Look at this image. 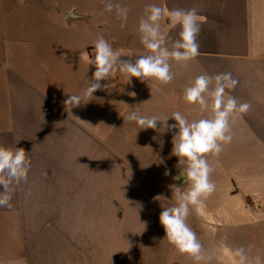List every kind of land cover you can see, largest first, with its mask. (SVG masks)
<instances>
[{
	"label": "crops",
	"instance_id": "crops-1",
	"mask_svg": "<svg viewBox=\"0 0 264 264\" xmlns=\"http://www.w3.org/2000/svg\"><path fill=\"white\" fill-rule=\"evenodd\" d=\"M112 2L129 9L124 28L115 9L105 11L107 0H0V146L24 148L31 162L12 207H0V264H235L227 238L222 253L196 262L153 235L161 198L174 206L172 186L188 185L174 179L177 166L166 176L150 156L172 147L175 130L139 129L127 116L180 111L198 119V107L182 99L184 88L200 74L231 73L238 84L226 91L251 107L233 124L221 178L230 184L231 208L264 220V0ZM152 4L198 10L200 55L187 68L173 63L166 86L135 77L127 83L117 71L101 82L108 90L69 114L65 89L82 95L89 86L100 36L126 55L121 59L145 52L137 29ZM168 23L167 35L178 38L179 28Z\"/></svg>",
	"mask_w": 264,
	"mask_h": 264
},
{
	"label": "clouds",
	"instance_id": "clouds-1",
	"mask_svg": "<svg viewBox=\"0 0 264 264\" xmlns=\"http://www.w3.org/2000/svg\"><path fill=\"white\" fill-rule=\"evenodd\" d=\"M114 9L122 21L120 27L124 28L129 9L107 0L105 11L111 12ZM202 20L203 17L196 8L165 9L155 4L148 5L137 29L145 52L138 57L127 55L129 59H121L126 55L118 49L114 50L112 44L100 36L95 41V51L88 62V65L95 67L92 80L82 95L69 93L65 89L66 99L62 101L65 110L71 114V109L79 106L85 98L93 97L98 90H108L110 85L101 82L110 80L117 71L127 78V83H131V79L135 77L142 83L154 81L161 86L170 84L175 78L173 63L187 68L200 55L197 38ZM165 21L169 22L170 29L179 28L178 38L173 39L167 35L163 28ZM237 84L238 81L232 78L231 73H219L215 76L204 73L195 76L184 88L182 99L188 105L198 107L201 113L198 119L190 120L180 111L171 115L152 116H143L133 111L127 116V120L135 122L139 129L158 132L161 129L162 132L175 130L171 141V155L178 158L179 174L174 179L183 178L188 187L181 191L179 187L172 186V200L175 204L163 208L159 222L165 237L175 250L196 262L210 260L215 255V250L206 252L202 241L188 223L192 210L202 207L216 191V184L211 179L215 169L209 157L218 158L232 142L235 120L251 107L249 103H240L226 91L235 89ZM131 95L135 96V93ZM170 118L175 123L168 124ZM159 163L163 164L164 160L161 159ZM30 169L31 162L24 148L0 146V207H12L15 189L22 182H27ZM169 174V170L164 173L166 176ZM231 256L235 264H252L242 246L233 249Z\"/></svg>",
	"mask_w": 264,
	"mask_h": 264
},
{
	"label": "rangeland",
	"instance_id": "rangeland-1",
	"mask_svg": "<svg viewBox=\"0 0 264 264\" xmlns=\"http://www.w3.org/2000/svg\"><path fill=\"white\" fill-rule=\"evenodd\" d=\"M85 38V36L78 37V39L82 40ZM130 38L131 37H122L124 43L132 42L131 44H135L134 39L131 41L129 40ZM71 39L72 36H70V40ZM76 53L77 51L73 48L72 54ZM146 150L147 149L144 148L141 149L145 154L147 153ZM148 150L150 151V149ZM171 150L172 147H169L162 149L160 152L154 150L153 153L150 154L154 163L158 166V169L164 173L166 170H170L177 166L176 162H178V158L171 155ZM226 152L225 149L218 158L209 157V161L215 169L211 175V179L216 184V191L207 199L202 207L192 210L188 218V223L202 241L206 252L215 250V254L217 252L219 254L222 253L221 247L223 245H221V241L223 238H227L230 242L229 248L233 250L242 246L246 249L252 264H264V220L256 222L246 214L243 216L241 212L237 210V204H233L231 208L232 204L226 197L229 192L226 191V188H229L230 184L228 183V185H225V181L221 178L223 171V161H221V159ZM165 153H167V155ZM161 159L164 160L163 164L159 163ZM247 159H249V157H246L244 160ZM246 166L250 167L249 164ZM166 200L165 197H162L160 200V207L157 215L158 220L155 221V230L153 232V235L156 234L158 237L162 238V240H167V238L159 222V215L163 208L168 205ZM248 203L250 205L253 202L248 201ZM207 224H213L215 227L211 228ZM257 258H259V260H257Z\"/></svg>",
	"mask_w": 264,
	"mask_h": 264
}]
</instances>
